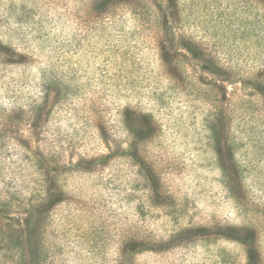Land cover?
<instances>
[{
    "label": "rangeland",
    "instance_id": "rangeland-1",
    "mask_svg": "<svg viewBox=\"0 0 264 264\" xmlns=\"http://www.w3.org/2000/svg\"><path fill=\"white\" fill-rule=\"evenodd\" d=\"M205 1L183 0L181 35L237 76L215 83L205 74L207 86L192 88L189 78L171 80L154 24L129 11L95 23L85 0H0V40L28 62L0 61V264H247L246 246L214 234L228 228L251 231L264 264V96L254 87L264 84V54L255 39L239 40L249 16L240 0ZM45 73L75 80L67 99L51 92L50 105L59 104L45 136L51 149H31L28 107ZM128 108L152 116L155 138L142 149H128ZM81 157L95 163L76 165ZM144 169L157 175L158 192ZM48 197L63 201L40 206ZM200 227L211 236L155 250Z\"/></svg>",
    "mask_w": 264,
    "mask_h": 264
},
{
    "label": "trees",
    "instance_id": "trees-1",
    "mask_svg": "<svg viewBox=\"0 0 264 264\" xmlns=\"http://www.w3.org/2000/svg\"><path fill=\"white\" fill-rule=\"evenodd\" d=\"M85 1L90 2V8L88 9L89 11L86 12V15H88L95 23H100L103 20H111L117 15V12L122 10L129 11L128 13L133 17L132 19H134V21L139 24L143 25L153 23L156 28V31H154L153 34L154 36H156V50L161 57L165 67L168 68V76H170L171 80L176 83H183L184 78H187L188 82L189 78L190 81L188 83L190 84V87L195 88L199 85L207 86L208 83L205 81L206 79H204V77L202 78V76H204L205 74L212 75V77L216 79L215 83H227L232 80V76H237L233 71L230 70L228 64H222L220 62L217 53H213L209 48H206L202 44H200V42L195 41L192 36L186 37L184 35H181L179 25H181L183 16V0H168L167 3H160L157 1L151 3V0ZM197 1L198 3H196V5L198 7H200L199 4L201 3L206 6L205 0ZM233 2L234 0H229L228 3ZM240 2L241 3H239V6L237 8H240L241 16H245V14L247 15V13L249 16H247V20L245 19V29L243 30L244 32H241L239 40L245 43V37L249 41L255 39V41L258 42V44L255 45L257 47L256 54L261 53V55H263L264 18L260 17V13L264 11V0H240ZM122 32L126 33L127 31L125 29L120 30V36L122 35ZM244 46L246 47V44H244ZM22 58L23 54L19 53L18 49L12 46V42L0 40V61L5 59V61L8 60L13 64H20L23 62L28 64L27 61H22ZM187 68L190 70V74L184 75V72ZM41 80L42 83L39 90L40 95H38L36 100L32 102L28 107L29 123L27 125V132L28 139L31 142V149H51L52 144L49 143L45 136L48 130L47 125L51 121V115L59 105L58 98L54 101L53 104L50 105L51 92L55 90L58 97L62 94V96L65 95V99H67V97L71 95V92H68V89L70 88L69 85H71L75 79L73 80V78H71L70 76L64 77L59 73H45L44 75L42 74ZM243 82H245V79L243 80ZM255 82V84L257 85L254 87L256 88V90H259L262 96H264V84L257 79H255ZM53 86H55L56 89H53ZM199 90H202V88L194 89V92L198 93ZM204 93L215 94L214 90H206L204 91ZM220 103L221 102H219V105H217L220 114H215V116H219V122H223L227 109H223V105L220 106ZM216 109L217 107H215V111ZM125 110L126 111H124L123 114L122 125L125 127V131L128 134V149H142L145 142L155 138L152 116L150 114L138 112L130 108ZM204 123L207 124L208 120L206 121L205 119ZM213 132H215L216 135L218 133L216 130H214ZM221 132H223V129H220V133ZM103 144L105 143L103 142ZM106 144H108V142H106ZM34 145L36 147H34ZM109 158L110 156L108 155H102L96 160L105 163ZM92 163H95V160H90L89 157H81L75 164H79V166H81L80 164L89 165ZM71 164L74 163L71 162L70 165ZM85 168L90 169V167ZM237 170H233V174L235 177L238 176ZM144 171L146 173V179H149L152 182V189L158 192L159 182L157 179V175L152 169H150L149 171L144 169ZM61 196L63 195H60V197ZM62 201L63 199L54 201L52 197H48L47 200H44L43 204H41L40 206L43 207L45 205H48L49 207H52L54 202L56 204H59ZM49 207H47V210L49 209ZM25 230L27 231L28 241L32 246L34 241V225L31 219H26ZM210 232L211 231L203 227L196 229L187 228L179 230L178 232L176 231V234L172 236V240L167 245H160L158 248L156 247L157 249L155 250L163 251L173 246H178L182 243L188 244L195 240H201L203 237H210ZM214 234H221V236H223L225 239L233 240L243 246H246L247 264H258L259 254L256 250V244L251 231L243 233L238 232L236 229L228 228L222 231V233H218L217 231ZM132 246H134V244L129 242L128 246H126V250H128V252L130 253H135L136 250L132 249ZM141 251H153V249L148 246L146 247L145 245V247L141 249Z\"/></svg>",
    "mask_w": 264,
    "mask_h": 264
}]
</instances>
